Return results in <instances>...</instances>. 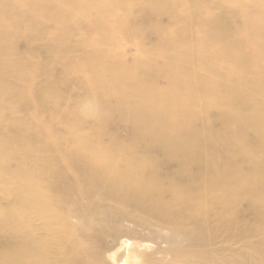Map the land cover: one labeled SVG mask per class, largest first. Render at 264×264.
<instances>
[{
  "label": "bare ground",
  "instance_id": "obj_1",
  "mask_svg": "<svg viewBox=\"0 0 264 264\" xmlns=\"http://www.w3.org/2000/svg\"><path fill=\"white\" fill-rule=\"evenodd\" d=\"M104 1L105 5L100 6ZM122 1L125 2L121 5H110L113 0H5L0 13V46L3 45L9 52L18 51L15 48V40L19 36L25 42L36 44L43 41L44 45H33L34 51L28 52L30 61L31 55H38L41 51L36 50L38 48L44 50L45 63L55 59L63 60L60 59L61 56L64 60L73 59L76 57V48L69 46L68 52L64 50L65 41L71 36L69 24L81 27L85 20H94L93 24H99L101 20L107 21L111 18L115 19L116 23L123 19L128 21L135 0ZM210 1L216 2L187 0L188 8L180 6L186 11L182 15L185 24H191L193 19L189 8L196 11L195 5L200 6L201 3ZM145 2L147 10L151 13L166 12L169 9L167 0ZM250 2L237 0L230 6L224 5L221 10H228L233 16L239 12L240 7L248 6ZM38 4L40 7L36 6ZM215 5L207 7L205 13H200L199 20L207 28L204 32L207 40L199 42L202 56L207 55L205 48L209 42L222 44L219 52L226 56L229 54V48H237L238 42H243L245 38L253 50L252 54H256L257 61L246 75H241V79L263 84V75L257 72L256 68L264 67V44L248 36L252 35L249 34L252 29L264 32V21L258 19L232 29L222 19ZM262 10L264 11V7ZM106 11L111 13L110 16ZM28 13L32 17L27 23L29 29L24 22ZM196 16H199L197 11ZM49 21L55 24L56 30L48 42L46 43L44 38L35 40L32 34L41 30L43 32L45 24ZM141 31L143 32V29L135 28V31L128 32L138 35L134 41L137 63L124 60L132 53L119 52L118 55H113V52L106 49L94 48V57L88 55L87 66L93 73L103 74V68L97 69L103 65L110 77L114 76L118 69L125 70L127 64L134 67L130 76L146 74L141 56L144 49ZM154 31L157 32V29ZM178 40L181 44L185 41L183 30L178 29L172 37L158 40L156 47H153L154 57L167 63L169 84L171 78L174 79L178 74V63H171V47ZM15 55L17 57L14 68L18 73V58L22 55ZM236 58L241 59L240 52ZM2 60H5L3 53L0 58V81H3L8 73L5 68L12 64L11 61H6L5 67V61ZM34 69V72L30 69L31 76L36 72H48L45 66L37 63L34 64ZM221 75L218 74L212 82L206 81V84H209L210 88L216 87L220 83ZM26 77L27 74L24 75L25 79ZM226 77L231 79L229 75ZM61 81L64 87L63 78ZM178 81L176 86L171 87L172 90L163 88L160 91L161 107L152 106L154 111L149 113H146L143 105L124 108L125 110L118 108L119 119L122 117V111L127 115H135V112L139 118L130 121L132 129L137 132L142 129L148 132L152 130L155 132H150L153 140L158 133L168 131V127H172L168 125L165 114L173 108L169 92L182 91L187 87V81ZM253 88L250 86L248 90ZM99 90L101 93H107L109 87L101 83ZM159 90L155 81L153 85L144 86L141 93L148 97ZM60 92H63V88ZM37 95V92L33 91L24 98L27 103L33 104ZM58 100H63L61 103L65 105L64 97ZM259 101L261 96L253 103ZM80 107L72 111L65 107L58 119L74 120L76 127L72 128L73 131L65 129L62 135H57L55 130L58 127L55 126L49 130L47 128L45 133L46 128L34 117L30 126L34 125L41 130V139L37 144L25 141L24 146L20 147L23 142L18 139L0 137V149L6 146L10 151L15 150L5 158V165H0V202L8 199L10 203L6 207L0 204V229L8 225L3 216L9 211L15 214L13 222L22 230L23 237L19 242L21 247L13 250V257L0 252V264H105V256L117 264H145V257L137 252V247L139 242L148 240L164 243V249L160 251L157 245L159 248L156 246V250L158 249L161 255H169L178 264H236L239 260L228 257L239 252H236L239 249L230 247L232 241H240L244 246L248 242L251 243L252 247L248 246L247 249L248 260L256 261L255 255L264 257V209L260 207L255 213L258 227L247 223L250 228L240 225L239 214L235 209L238 207L233 201L234 196H238L240 192L248 195L252 190H259L254 185L255 179L252 178L233 192L234 189L230 188L232 182L227 174L221 171L224 168L208 167L209 159L204 158L206 137L196 134L188 125L183 129L182 140L175 141L173 135L178 131L172 128L171 132L168 131L166 146L160 149L164 154L166 151L168 154L155 158L154 148H159L155 146L156 142L153 144L146 140L145 150L139 151L134 148L133 143H122L115 131H108L110 114L103 111L100 104L89 101ZM233 117L234 122L240 121L243 124L238 114ZM83 123L88 124L86 130L83 129ZM148 126L151 128H147ZM84 131L87 133H83ZM255 134L259 136L257 130ZM139 139L144 143V133ZM263 140L264 135H261L260 146L264 145ZM13 145L15 147L11 148ZM260 153L264 157V149L260 150ZM16 162L20 164L21 171L18 170L16 176L1 179L2 173ZM233 203L235 206H232ZM108 238H112L116 244L113 248L109 246L110 250L104 254L96 246ZM222 242L226 244L223 245Z\"/></svg>",
  "mask_w": 264,
  "mask_h": 264
},
{
  "label": "rangeland",
  "instance_id": "obj_2",
  "mask_svg": "<svg viewBox=\"0 0 264 264\" xmlns=\"http://www.w3.org/2000/svg\"><path fill=\"white\" fill-rule=\"evenodd\" d=\"M137 1L133 2L132 14L129 16L128 21L123 19L120 23H116L115 19L111 18L107 21L101 20L99 24L97 23L98 25L92 23L94 20L83 21L81 27L76 26V24H69L71 36L65 41L66 47L64 50L68 52L69 46L76 48V57L73 59L64 60L61 56L60 59L63 60L55 59L45 63L44 50L38 48L36 50L41 51L38 55H31L30 61L28 52L34 51L35 45H44L43 41L36 42V44L25 42L19 36L15 40V48L18 51H6V47L1 45L0 58L3 53L5 60L2 61H5V67L6 61H11L12 64L5 68L8 69V73L4 80L0 81V137L18 139L23 142L20 147L24 146L25 141H29V144H37L41 139L39 134L41 130L34 125L30 126L34 117L46 128L45 133L47 128L49 130L52 127L55 128V126L58 127L55 130L57 135H62L65 129L73 131L76 127L74 120L62 121L58 120L59 117L65 107L68 108V111L78 110L85 102L90 101L93 104H100L102 110L110 114L111 123H109L108 131H115V135L122 143H133L135 149L142 151V149L145 150L146 140L153 144L156 142L155 146L159 148H154L156 150L155 158H161L168 154L166 151L165 155L160 149L166 146L167 137L172 128L178 131L177 134L173 135L175 141H181L184 136L182 134L183 129L189 125L196 134L207 138L204 158L209 159L208 167L221 166L224 168L221 171H224L232 182L230 188L234 189L233 192L237 191L242 184L251 181L252 178L255 179L254 185L259 190H252L253 192L248 195L240 192L238 196H234L233 201L236 202L238 207L235 209L239 214L240 225L248 227L247 223H253V226L258 227L257 224L259 223L256 221L255 213L260 207L264 209V157L260 153V150L264 149V145L260 146L261 135H264V83H252L247 79L246 81L241 79V75H246L256 63L257 56L255 53L252 54L253 50L248 46L245 38L243 42H238L237 48H229V54L226 56H222L219 52L222 44L209 42L205 48L208 53L206 56H202L199 42L204 41V39L207 40L204 36L207 28L201 23L199 17L202 13H205L207 7L216 4V8L227 26L232 29L238 28L245 23L248 25L250 21H257L258 19L264 21V11L262 10L264 1L250 0L248 6L240 7L239 12L233 16L228 10H221V8L224 5L230 6L237 0H214L216 2L201 3L200 6L195 5L199 16H196L195 9L189 8L193 19L191 24L188 25L185 24L182 18L186 11L180 8V6L184 9L185 7L188 8L187 0H167L169 9L166 12L158 11L154 13L147 10L145 0H140L139 3ZM4 2L5 0H0V13ZM105 2L100 6H104ZM122 2L125 1L113 0L109 4L121 5ZM127 4L131 5L130 3ZM251 5H254V7H251ZM36 6L40 7V4ZM106 14L110 16L111 13L106 11ZM238 15L240 17H237ZM31 20L32 17L29 13L26 14L24 22L28 29L29 24L27 23ZM135 28L143 29V32L141 31V43L144 49L141 56L142 61L145 63L143 70L146 71V74L137 75L136 77L130 76L134 67L129 64L126 65L125 70L123 68L118 69V72L112 77L107 74L103 65L97 67L98 70L103 68V74L93 73V70L87 66V57L88 55L91 58L94 57L92 54L94 48L106 49V51L113 52V55L115 53L118 55L119 52L132 53L124 60L134 64L137 63L136 58L138 57L134 54V41L138 35L128 33L129 31H135ZM154 29H157V32ZM178 29L184 31L185 41L181 44L178 40L171 47L173 52L171 63H178V74L175 75L174 79L171 78L169 84L167 63L165 61L160 62L159 59L154 57L153 47H156L158 40L160 41L164 37H172ZM55 30V24L49 21L45 24L43 32L41 30V32H34L32 35L35 40L36 38H44L47 43ZM249 34L252 35L248 37L264 44V32L252 29ZM262 50L264 51V48ZM239 52L241 53V59L236 58ZM16 53L22 55L21 58H18V73L14 68ZM69 59L72 60L71 63ZM35 63L45 66L48 72H36L31 76L32 71L35 70ZM256 71L263 75L262 80H264V67L258 66ZM25 74H27L26 79L24 78ZM218 74H222L219 78L220 83L216 87L210 88L206 81L216 80ZM228 75L231 79L226 77ZM62 78L65 81L64 87L62 86ZM180 79L184 83L187 81V87L182 91L169 92V99H171V105L173 106L172 110L165 114L168 118L165 117L168 125L172 127H168L169 132H160L158 133L159 136L155 135L156 138L153 140L150 132L154 134L155 132L152 130L148 132L146 129H142L137 132L132 129L130 121L139 118L134 111L135 115L130 113L127 115L122 111V117L119 119L118 111L120 110L118 108L125 110L124 108L129 109L130 107L143 105L146 113H149L154 111L151 109L152 106L161 107L160 91L163 88L172 90L171 87L176 86V82ZM155 81L158 88H160L159 92L144 97L141 89L144 86L153 85ZM101 83L109 87L107 93L100 92L99 84ZM250 86L254 87L251 91L248 90ZM62 88L63 92H60ZM33 91H36L38 95L33 104H29L24 97L29 93L31 95ZM259 96H261V101L253 103ZM63 97L65 105L61 103L63 100L61 102L58 100V98L62 99ZM74 102H76V105ZM235 114L239 115V119H242L243 124L240 121H233ZM87 125L83 123L84 130L87 129ZM72 128L74 129L72 130ZM147 128L150 129L151 127L148 126ZM255 130L259 132V136L255 134ZM83 133H87V131ZM143 133L145 141L141 143L143 141L139 138ZM13 147L15 145L11 148ZM10 152L13 153L15 150L10 151L6 146L0 149V165H5V158L9 157ZM256 165L259 166L257 170ZM167 167L170 169L169 164ZM18 170L21 171L18 162L11 164L2 173L1 179L16 176ZM7 196L5 195V197ZM1 203L5 207L10 204L8 199ZM232 206H235V204L233 203ZM14 216L15 214L9 211L4 214L3 217L8 225H4L0 229V252L8 253L9 257H13L12 253L15 248L21 247L19 242L23 238L21 235L22 230L13 222ZM249 227L251 228V226ZM152 242L157 243L148 240L139 242L138 247L136 246L137 252L145 257V264H178L169 255L159 253L161 249L165 248L164 243L158 242L155 245ZM115 244L116 242L112 238H108L106 241L98 243L96 248L106 254L110 247L113 248ZM222 244L225 245L226 243L222 242ZM157 245L160 247L159 252L158 249L156 250ZM230 245L233 249H239L236 251H239L237 254L233 253L228 256L239 260L236 264H264V257L261 258L258 255H255L256 261H259L258 263L248 260L247 249L248 246L252 247L250 242L244 246L240 241H232ZM105 257L103 260L105 264H117Z\"/></svg>",
  "mask_w": 264,
  "mask_h": 264
}]
</instances>
